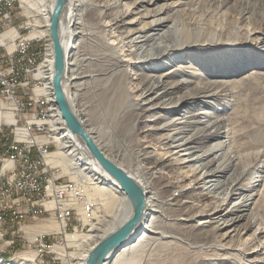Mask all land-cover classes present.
<instances>
[{"label": "bare ground", "instance_id": "6f19581e", "mask_svg": "<svg viewBox=\"0 0 264 264\" xmlns=\"http://www.w3.org/2000/svg\"><path fill=\"white\" fill-rule=\"evenodd\" d=\"M18 1L32 18L31 37H51L57 0ZM193 17L209 24L207 31L214 35L196 31L198 37H184L189 32L185 24ZM59 34L65 53L63 87L73 112L105 156L145 192L141 220L103 264H220L232 250L251 253L232 238L229 245L230 240H218L244 233L240 221L245 216L243 229H253V237L244 244L256 256L242 257L264 264V217L256 211L264 206L259 189L264 176L256 174L263 162H246L223 195L226 177L237 169L236 138L248 132L246 143L264 145V84L257 81L264 77V0H194L190 5L186 0H67ZM54 76L51 38L36 72L42 83L36 92L48 104L50 137L57 145L48 162L72 175L77 197L71 201L90 224L87 231L64 235V247L72 251L61 243L52 251L70 264H86L93 248L129 220L134 207L115 177L72 135L57 103ZM98 86L104 87L101 93ZM88 93L94 100L85 102ZM94 103L99 124L87 111ZM129 116L133 121L126 127L121 121ZM106 135L120 144L106 142ZM131 137H138L140 146L129 147ZM85 203L93 206L90 218ZM49 223L46 230L31 229L37 233L29 240L49 231L64 233L63 219L52 215ZM209 240L214 242L207 249L216 247L217 252L205 255L207 261L187 258L191 248L200 250ZM36 257V251L27 248L9 261L0 258V264L33 262Z\"/></svg>", "mask_w": 264, "mask_h": 264}, {"label": "built area", "instance_id": "2783aa9c", "mask_svg": "<svg viewBox=\"0 0 264 264\" xmlns=\"http://www.w3.org/2000/svg\"><path fill=\"white\" fill-rule=\"evenodd\" d=\"M18 13L16 0H0V234L13 247L15 240L22 238V231L27 240L21 241L23 248L34 249L37 260L45 254L56 255L52 251L55 243L51 244L49 237L65 235L71 228L78 231L80 223L83 231L90 224L71 201L77 194L76 181L69 175L58 176V169L48 162L57 145L50 137L42 96L36 92L42 84L36 77L40 39L31 37L28 20L19 22ZM22 15L28 19L23 11ZM66 176L68 181H64ZM84 206L90 218L93 206ZM45 215L63 219L64 233L49 231L30 241L26 228L42 221Z\"/></svg>", "mask_w": 264, "mask_h": 264}, {"label": "rangeland", "instance_id": "374dc122", "mask_svg": "<svg viewBox=\"0 0 264 264\" xmlns=\"http://www.w3.org/2000/svg\"><path fill=\"white\" fill-rule=\"evenodd\" d=\"M193 1L194 0H186V2H187V5H190V4H192L193 3ZM16 6H17V11L19 12L18 14H17V20L19 21V22H23V21H26V20H28V22H29V24H30V26H31V28H32V33L35 31V29H34V26H33V24H32V18H30V17H28V19H26V17L25 16H23L22 15V11H23V9L20 7V3H19V1L18 0H16ZM24 12V11H23ZM184 13H185V11H184ZM223 13L221 12V13H219V15L218 16H223L222 15ZM207 20H205V22H206ZM207 23H209V21H207ZM209 24H206V25H203V24H201V22L200 21H198V19H196V17H193L192 18V20H191V22H190V20H188L187 21V24H185V26L188 28V30H189V32H187L186 34H185V36L184 37H187V38H196V37H198L199 36V32H196V31H203L204 33H205V35H206V37H208V36H213L214 35V33L213 32H210V31H207V29H209V26H208ZM191 28H198V29H196L195 31H192L191 30ZM208 32H210V34L208 33ZM33 37V36H32ZM50 40H51V37L49 36V35H44L43 37H41L40 38V51H41V54H42V56H41V58L39 59V63H41L43 60H44V57H45V54H46V49H47V46H48V44H49V42H50ZM191 54L189 55V58H188V62H190L191 63V61H192V56L191 55H193V52H190ZM193 62V61H192ZM174 63H182L181 61H176V62H174ZM174 63H172V64H174ZM171 64V65H172ZM169 66V65H168ZM261 71H263L264 72V69H261ZM257 81H259V82H263V84H264V77H262V78H260V80H257ZM100 82V81H99ZM249 84V85H248ZM247 84V86L245 87V93H247L248 92V89H249V86H250V84H252V82H250V83H248ZM100 85V84H99ZM100 89H99V93H101L102 92V90L104 89V87L103 86H98ZM91 93H93V92H91ZM91 93H88L85 97H84V101L85 102H90V101H93L94 100V98L92 97L93 95L91 94ZM45 99V98H44ZM43 98H42V100H41V107L42 108H45V112L47 113V118L49 117V109H48V104L46 103V101L44 100ZM187 108V106H185V107H183L182 109H180V111H179V113L180 112H183L184 111V109H186ZM99 109L97 108V105H96V103H94V105H91L90 104V106L87 108V111L91 114V118H92V121L95 123V124H99V121H98V117L96 116L98 113H99V111H98ZM225 111H227V110H225ZM97 117V118H96ZM132 121H133V117L132 116H129L128 118H126V119H124V120H122L121 122L122 123H124L125 122V125H126V127L129 125V124H131L132 123ZM240 122H242V121H240ZM248 122H243L242 123V126H244V125H246ZM104 130H107V127L106 126H103L102 127ZM264 128V127H263ZM50 134H51V132H50ZM107 136V135H106ZM250 138V134L247 132V133H245L244 135H242V136H238L237 138H236V142H235V149L236 150H238V152H235V154L236 155H239V158L237 159V164H236V166H237V169L236 170H232L230 173H229V175L226 177V180H225V184H226V188H225V191L223 192V195L225 194H228V192L230 191V189H231V187H232V185H233V183H235V181L237 180V178L240 176V174L242 173V171H243V168L242 167H245V164H246V162H248V161H258V160H261V162H263V168H262V170L259 172V173H256V174H259V175H262V176H264V153H262V154H257V151H259V150H264V145L262 146V145H260V144H258V145H255L254 143H252V142H249V143H246V141H247V139H249ZM138 137H131V138H128V145H129V147H131V148H136V147H138V146H140V144L142 143V142H140L139 141V139H137ZM106 142H110L112 145H115V144H118L120 141L119 140H117V139H114V138H111V137H109V136H107L106 137ZM263 144H264V142H262ZM120 144V143H119ZM131 145V146H130ZM124 162H125V164L126 165H128V163H129V158L128 157H125L124 158ZM58 171L59 172H57V175L58 176H60V175H69V174H67L66 173V171H65V169L63 168V166L62 167H60L59 169H58ZM70 177H72V175H69ZM68 176H66L65 178H64V181H68ZM243 183H246V181H243ZM154 186L156 187V189H157V192H158V194L159 195H161V190H159V187L157 186V183L156 182H154ZM259 189L261 190V191H263V193H264V181H262L261 182V185L259 186ZM175 192H176V190H175ZM241 192V191H240ZM239 192V193H240ZM246 193V192H245ZM237 197H238V195H236ZM264 196V195H263ZM256 198H258V196H256ZM264 199V197H262V200ZM236 200H238V198H235V199H232L231 200V205H232V202H234V201H236ZM76 207V206H75ZM262 208V209H261ZM259 210L257 209L256 211H258V213H259V215L261 216V217H264V206L263 207H261ZM245 213H248L249 214V210H247ZM75 216H77V213L75 212V214H74ZM53 216H55V215H53ZM45 218L42 220V221H40V222H38V223H32V225H35V226H31V227H29V229L28 230H30L27 234H28V237H30V234L31 233H37V232H32L33 230H31V229H34V228H36V229H39V230H46V228L48 227V226H51V224H53V223H49V218H50V216L49 215H45L44 216ZM74 219V222H75V224L77 223H79V222H77V219H76V217L75 218H73ZM96 221V220H95ZM241 222V223H240ZM239 223L242 225L240 228H242L241 229V232H244V233H241V235L239 234H237V235H234V236H229L228 238H225V240L223 239V237L222 236H220L219 238H218V240L221 242V244L222 243H226L227 241L226 240H230L229 242H228V244L227 245H229V243L231 244V238L233 239V241L232 242H234V243H239V244H241V245H243V246H240V247H243L244 248V250H242L243 252H251V253H249V254H244L243 253V255H241L239 252H237V251H235V250H232L231 252L232 253H230V252H227V256L228 257H230L229 259H225V260H223L224 262H221L220 264H225L226 263V261H227V263L228 264H251V263H248L245 259H243V257H246L247 259L249 258H254L255 256H256V254H254L252 251H247V248H246V245L244 244L245 243V239L246 238H250L251 237V239H252V237H253V229H251V230H246V232H245V230L243 229V225L244 224H246V222H247V216H245V217H243V220H241ZM243 222V223H242ZM47 224H49V225H47ZM81 227H82V224L80 223V227H79V230L81 231L82 229H81ZM89 228H90V226H86L84 229H83V231H87V230H89ZM223 231H226V230H223ZM2 231L0 230V233H1ZM68 232H74V230L71 228V229H68ZM235 232H232V234H234ZM44 234V233H43ZM20 235L22 236V238H19V240L20 241H27L26 240V238H24V233L21 231L20 232ZM56 237H57V239L59 240V241H62V243H61V245L64 247V246H66V244H65V240H64V235H56L55 237L54 236H51V237H49V241H50V243L52 244V243H56L57 242V240H56ZM263 240H264V236H262L261 237ZM251 239H249L248 241H250ZM217 240V241H218ZM211 240H209L208 241V244L207 245H205L203 248H201L200 250H196V251H194L192 248H191V250L192 251H190L189 252V250H185V249H182L183 251H182V253L185 255V254H188V252L189 253H191L190 255L188 254V256H187V258L188 259H190V258H194V259H197L198 258V260L199 261H202V259H203V257H204V259H203V261L202 262H205V261H207L206 260V257H205V255L207 256L208 254H213L214 252H212V251H216L217 249H216V247L214 248V247H211V248H208L207 249V247L210 245V243L212 244L213 242H210ZM215 243H216V241H215ZM27 245H28V243H26ZM205 247H206V249H205ZM10 248H12V247H9V245H8V243H7V238L6 237H4V236H2L1 234H0V258L1 259H3V260H6V261H9L10 260V258L13 256V255H16L15 254V252H17V253H20V252H22L23 250H26L27 249V247L25 248V249H23V248H21V249H15V248H12V250H13V253L12 254H10V257H9V259H4L2 256H1V254H3L4 252H7L8 253V251L10 250ZM68 252H70V251H72L73 249L72 248H70V247H64ZM211 249H213V250H211ZM207 250H209L208 251V253L206 252ZM217 252V251H216ZM229 253V254H228ZM233 253H234V255H233ZM9 254V253H8ZM232 254V255H231ZM240 254V255H239ZM212 256V255H211ZM243 256V257H242ZM233 257V258H232ZM243 259V260H242ZM205 260V261H204ZM232 260V261H231ZM240 260H241V262H240ZM229 261H231V262H229ZM233 262V263H232ZM9 264H70L69 262H67V261H65V260H61L60 258H58L57 257V255H55V254H53V253H50V254H45L42 258L40 257V258H38L37 260L35 259V260H33V262L30 260V261H27V262H24V263H9ZM145 264H147V263H145ZM185 264V263H184Z\"/></svg>", "mask_w": 264, "mask_h": 264}, {"label": "water", "instance_id": "95a60500", "mask_svg": "<svg viewBox=\"0 0 264 264\" xmlns=\"http://www.w3.org/2000/svg\"><path fill=\"white\" fill-rule=\"evenodd\" d=\"M66 2L67 0H57L51 25V38L55 46L54 86L57 103L69 129L72 132V135L80 144H84L98 160V162L115 177L119 185L129 196L134 207L132 217L119 229L96 245V247H94L91 251L86 262V264H103L110 255H114L120 250V248L125 244L127 238L133 232L136 225L141 220L145 209L146 199L145 192L135 182L131 175L112 162L101 151L83 123L75 115L67 100L63 87V77L65 74V53L59 34L60 18Z\"/></svg>", "mask_w": 264, "mask_h": 264}, {"label": "trees", "instance_id": "16d2710c", "mask_svg": "<svg viewBox=\"0 0 264 264\" xmlns=\"http://www.w3.org/2000/svg\"><path fill=\"white\" fill-rule=\"evenodd\" d=\"M8 238H10V237L8 236ZM12 248H15V249H18V250L21 249V248H23L22 245H21V241H20L19 239H16V240H15V243H14V245H13ZM12 248H10V250L8 251L9 254H8L7 252H4L3 254H1V256H2L4 259H9L10 254L13 253ZM23 249H24V248H23Z\"/></svg>", "mask_w": 264, "mask_h": 264}, {"label": "crops", "instance_id": "0c3cea01", "mask_svg": "<svg viewBox=\"0 0 264 264\" xmlns=\"http://www.w3.org/2000/svg\"><path fill=\"white\" fill-rule=\"evenodd\" d=\"M22 247H24V242H21Z\"/></svg>", "mask_w": 264, "mask_h": 264}]
</instances>
